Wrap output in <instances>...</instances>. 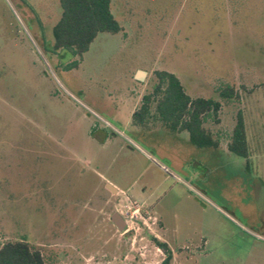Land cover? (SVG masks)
I'll return each instance as SVG.
<instances>
[{"label":"rangeland","instance_id":"374dc122","mask_svg":"<svg viewBox=\"0 0 264 264\" xmlns=\"http://www.w3.org/2000/svg\"><path fill=\"white\" fill-rule=\"evenodd\" d=\"M110 7L122 30L78 60L51 49L58 0H0V246L23 238L44 264H161L159 241L168 264H264V0ZM161 69L221 102L204 123L219 147L131 124ZM227 85L237 96H219ZM238 111L247 158L226 148Z\"/></svg>","mask_w":264,"mask_h":264},{"label":"trees","instance_id":"16d2710c","mask_svg":"<svg viewBox=\"0 0 264 264\" xmlns=\"http://www.w3.org/2000/svg\"><path fill=\"white\" fill-rule=\"evenodd\" d=\"M60 15L52 26L51 49L69 50L78 60L89 48L98 33H118L121 24L114 17L111 0H58ZM78 60H74L75 67ZM219 96L230 99L237 96L236 90L227 85L220 88ZM221 102L210 98L190 96L179 77L172 71L155 70L149 89L142 94L139 105L132 111L130 122L146 127L150 121L171 133H188L189 142L196 147H219V141L205 127L206 119L215 115ZM226 148L232 153L247 158L249 146L246 124L242 112L238 111ZM156 245L166 254L161 264H168L171 250L164 242ZM0 264H44L41 252L25 239L7 241L0 246Z\"/></svg>","mask_w":264,"mask_h":264},{"label":"water","instance_id":"95a60500","mask_svg":"<svg viewBox=\"0 0 264 264\" xmlns=\"http://www.w3.org/2000/svg\"><path fill=\"white\" fill-rule=\"evenodd\" d=\"M145 74V71L143 70H137L136 74H135V77L139 80H142L143 79V76ZM107 187H109V189H112L111 188V185L108 183L107 184ZM116 190V189H115ZM111 221L116 225V227L119 229V230H122L124 229V226H125V221L124 219L120 216V214L118 212H114L112 213L111 217H110Z\"/></svg>","mask_w":264,"mask_h":264}]
</instances>
